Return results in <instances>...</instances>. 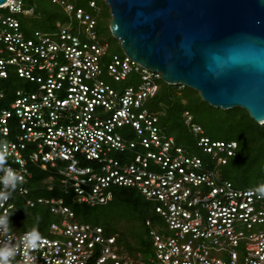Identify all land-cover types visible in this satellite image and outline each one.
<instances>
[{
  "label": "built area",
  "instance_id": "2783aa9c",
  "mask_svg": "<svg viewBox=\"0 0 264 264\" xmlns=\"http://www.w3.org/2000/svg\"><path fill=\"white\" fill-rule=\"evenodd\" d=\"M51 1L70 22L53 34L36 30L31 36L17 15L33 9L23 0L0 5V147L22 178L15 190L0 185V192H11L0 201V216L10 217L21 196L29 207L48 206L60 218L49 225L52 235L11 227L0 232V243L10 238L16 250L10 264H264L258 226L264 223V193L258 191L264 185L240 188L221 172L238 142L204 134L189 111L186 123L207 157L166 134L161 113L148 106L161 73L125 53L105 60L109 46L96 33V17L76 0ZM89 5L99 8L96 0ZM131 74L138 79L124 88L106 79L121 82ZM12 77L25 87L9 91ZM116 186L152 201L166 225L163 232L150 230L154 249L145 259L124 252L103 226L75 220L63 196L34 194L71 191L96 206L111 201ZM146 225L151 228L152 220ZM25 233L33 234L35 247L25 246Z\"/></svg>",
  "mask_w": 264,
  "mask_h": 264
},
{
  "label": "water",
  "instance_id": "95a60500",
  "mask_svg": "<svg viewBox=\"0 0 264 264\" xmlns=\"http://www.w3.org/2000/svg\"><path fill=\"white\" fill-rule=\"evenodd\" d=\"M104 1L125 54L214 107H242L264 123V0Z\"/></svg>",
  "mask_w": 264,
  "mask_h": 264
},
{
  "label": "rangeland",
  "instance_id": "374dc122",
  "mask_svg": "<svg viewBox=\"0 0 264 264\" xmlns=\"http://www.w3.org/2000/svg\"><path fill=\"white\" fill-rule=\"evenodd\" d=\"M88 1L89 0H78L79 5L85 9L89 8ZM97 1H98L99 6L103 8V11L99 12L98 14V19L104 20L105 16L107 17V15L109 14V23H110L111 15H110L109 6L106 4L104 0H97ZM26 2L30 6H37L40 8L42 7L43 9H46L48 12L55 11V12L61 13L62 11V8L52 3L51 0H26ZM19 17L21 18V16ZM49 25L50 23L48 22L46 24L45 23L40 24V23L35 22L32 19V17L28 18V29H30V32L32 33L36 29L41 30V31L46 30L47 28H49ZM96 33L103 42L108 43V46L112 52L122 53V48L119 45L120 43L118 44L119 41H117V39L114 38L113 35L109 31L105 30L102 26H97ZM106 79L115 88L119 89V88H124L125 86L135 83L138 77L136 75H131L129 76L127 80H124L121 82L114 81L111 78H106ZM18 87H25V82L17 77H12L10 84H9V91L12 89L18 88ZM176 91L181 93L182 88L176 87ZM188 92H189L188 89L184 91L185 95L187 94L186 96L188 97V100H189V108L192 110L191 114L194 115L195 117L194 122L201 125V127L203 128L204 134L212 138L223 137V138L228 139V138H238L239 137L242 140L240 133L234 131V128L233 130H231L230 128L231 126H236L238 124H241V122L248 123L246 119L239 120L238 117L227 118V119L211 118L210 110L206 107V104L202 103L197 97V95L191 92L189 93ZM149 102H150L148 105L149 108L154 106L155 109H159L157 101H154L155 103L154 102L152 103L151 101ZM160 122H161L160 123L161 126L166 127L167 134L174 136L177 142L184 145L185 147L187 146L188 149L191 150L192 152L199 154L203 157L205 156V154L202 152V150L198 146L197 135L193 131L192 126L186 123L185 116L183 114L178 116L176 110H170V111L164 110V115H162ZM241 150L243 152L244 146L241 147ZM260 150L261 151L258 154L259 158L256 161H253V159L251 160V166L249 167V172L247 173L249 176L247 178L234 180L237 187L245 188V187H250V186H258L264 182V143L262 144V147ZM232 169L233 167L231 164L221 166L222 175L225 176L224 174L226 170L230 172V170ZM229 179L233 180V177ZM36 181H39V180L36 179ZM134 192H135V199L137 201V202H134L135 204L121 201L119 199H114L113 201L105 205H99L93 208L92 213L94 216L99 218L98 219L99 223H102L105 226L109 227V229L112 230L114 234H117L118 236H120L122 240L121 244L125 248L128 246H132V244L135 242V239L138 240L137 243H139V241L142 239H148L150 241V245L152 248V251H150V254H149V256H151L153 254L154 247H153V239H152V235L150 234V230L154 229L158 232H163L164 230H166V225L163 219L160 217V215L155 213L153 211L154 209H152V207L150 206L148 209V214L152 220V227L150 228L149 226L145 225L144 219L139 213L140 209H142L141 208L142 205L145 204V199L140 192L138 191H134ZM38 206L40 208L42 205H38ZM46 211L48 210L40 211L39 213L35 214L33 210H30V209H25L24 213L21 211V208L14 210L10 214V221L12 223L11 230H16L15 229L16 223L20 225L21 222L23 224V221H25L23 226H25L26 230L27 229L33 230L35 227L31 222H29V220L32 219L35 221V223H38L39 221L44 220L41 216H46V220L48 223L46 234L52 235V231L49 225L51 221L60 222V218L57 215L53 213L51 214L49 211L48 212ZM258 226L264 229V223L259 224ZM124 252L130 254L131 256H134L132 252H130L127 248L126 250L124 249Z\"/></svg>",
  "mask_w": 264,
  "mask_h": 264
},
{
  "label": "trees",
  "instance_id": "16d2710c",
  "mask_svg": "<svg viewBox=\"0 0 264 264\" xmlns=\"http://www.w3.org/2000/svg\"><path fill=\"white\" fill-rule=\"evenodd\" d=\"M89 1H88V4H89ZM96 2L98 4L97 0H96ZM76 4L78 6H80L78 0H76ZM23 5L25 8L33 9V12L31 14L17 15V17L20 20L21 27L27 36L32 35V32H30V29H28V18L32 17V19L35 22L40 23V24L41 23L46 24L47 22L50 23L49 28L42 31V32L49 33V34L55 33L58 30L59 24L70 22V20H71L70 16L63 9H62L61 13L55 12V11L54 12H48L46 9H43L42 7L40 8L37 6H30L26 2V0H23ZM88 6H89V8L86 10L91 12L96 17L97 26H102L105 30H107L111 33L110 27H109V14L107 15V17L105 16L104 20L103 19L100 20V19H98V14H99V12L103 11V8H101L99 6V4H98V6H99L98 9H94L90 5H88ZM19 16H21V18ZM97 26H96V28H97ZM36 30H34V31H36ZM39 31H41V30H39ZM118 44H119V42H118ZM113 54L123 55L124 52L123 51H122V53L112 52L111 49L109 48L108 53L105 56V60H109V58ZM131 75H135V74H131ZM159 84H160V89L158 90L156 95L153 98H151L149 101H151L152 103L154 101H157L159 109H155L154 106L150 107V109L155 110V111H159L161 113L160 114V120H161L162 115H164V110H166V111L176 110L178 116L183 114L185 111H189L191 113L192 110L189 108V100H188V97L186 96L187 94L185 95V93H184V91H186L188 89L189 92L197 95V97L199 98V100L202 103L206 104V107L210 110L211 118L227 119V118L238 117L239 120L240 119H242V120L246 119L248 121V123L241 122V124H238L236 126H231V128H230L231 130H233V128H234V131L239 132L243 141L239 137L238 138H228V139L223 138V137H220V138H212L211 137L212 139H216V140H225V141L236 140L238 142V148H237L236 154L233 157H231L229 159L228 163L226 164V165L231 164L233 169L230 170V172H228V170H226V172L224 174L225 176H223V177L225 179H229V178L233 177V180H230V179L229 180L232 181L235 186H237V185L234 182V180L247 178L249 176L247 173L249 172V167L251 166V160L253 159V161H256L259 158L258 154L260 153V151H261L260 149L262 147V144L264 143V123L256 122L250 116L249 112L242 107H235L232 109L224 110L221 108L211 106L208 102H206L202 99V97L200 96V94L197 90L190 88L188 86L168 84V83L164 82L163 79L159 80ZM176 87L182 88V92L179 93L178 91H176ZM149 101H148V105L150 103ZM1 103L4 104V101H1ZM192 116H193V121H194L195 117H194V115H192ZM161 127H162L163 131L167 134L166 127L165 126H161ZM242 146H244L243 152L241 150ZM204 154H205L204 157L201 155L200 156L205 159L207 157V155H206V153H204ZM41 173L44 174V172H41ZM39 174H40V171H39ZM45 174H48V173H45ZM226 176L229 178H227ZM260 185H264V182ZM260 185H258V186H260ZM113 191H114V197L111 201H113L114 199H119L121 201L129 202V203L137 202L135 199V192H134L137 190L134 188L124 187V186H116V187H114ZM34 194L35 195H43V196H51V195L63 196L66 200V203L75 211V220H77L79 222H90V223H93L95 225H101L104 227L106 234H108V235L114 234L112 232V230L109 229V227L105 226L102 223H99V220H98L99 218L93 215V213H92L93 208H95L99 205L91 206V205H88L86 203L79 202L76 199L74 193L71 191L66 193L65 191L59 190V189H56L54 191H51L48 189H40V190L36 191ZM144 199H145V204L142 205V207H141L142 209H140L139 213L142 216V218L144 219V223L146 225V220L151 219L149 214H148L149 206L152 207V209H154L153 211L155 213H156V211L154 208L155 204L152 201L147 200L145 197H144ZM111 201H109V202H111ZM15 203L16 204H15V208L13 209V211L18 209V208H21V211L24 213L25 209H30V210H33V212L35 214H37L40 211L48 210L52 214V212L50 211L48 206L42 205L40 208L38 205L35 207H29L28 205L25 204L24 197H21V196H18L15 198ZM105 204H107V203H105ZM105 204H101V205H105ZM138 208H140V207H138ZM48 211H46V212H48ZM41 217L44 220L39 221L38 223H35V221L32 219L29 220V222H31L35 228L33 230L32 229H27V230L35 231V232L40 233V234H46V229H47V225H48L47 220H46V216H41ZM24 223H25V221H23V224ZM23 224H22V222L20 223V225H18V223H16V225H15L16 228L14 227L16 229V231H19V232L20 231L21 232L26 231L25 226H23ZM114 235L117 236L118 244L120 243L119 246L121 247V249L126 250V248H127L136 257H138V252H141L143 259H145L147 257V255L150 254V251H152L150 241L148 239H142L139 241V243H137L138 240L135 239V242H134L135 244L133 243L132 246H128L125 248L121 244L122 240H121L120 236H118L117 234H114Z\"/></svg>",
  "mask_w": 264,
  "mask_h": 264
},
{
  "label": "clouds",
  "instance_id": "9594fccd",
  "mask_svg": "<svg viewBox=\"0 0 264 264\" xmlns=\"http://www.w3.org/2000/svg\"><path fill=\"white\" fill-rule=\"evenodd\" d=\"M7 151L0 147V185L5 189L15 190L17 184L21 182V177L9 166H7ZM258 191L264 193V186H261ZM11 192H0V201H5L9 198ZM12 225L10 217L7 215L0 216V232L7 233ZM24 241L26 247H35V242L32 233H25ZM16 250L10 244V238L0 243V264H10L15 257Z\"/></svg>",
  "mask_w": 264,
  "mask_h": 264
}]
</instances>
